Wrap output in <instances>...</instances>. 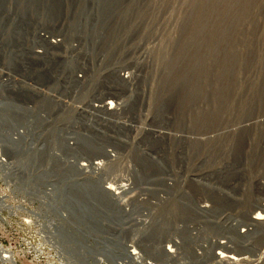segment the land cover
Here are the masks:
<instances>
[{
  "label": "built area",
  "instance_id": "2783aa9c",
  "mask_svg": "<svg viewBox=\"0 0 264 264\" xmlns=\"http://www.w3.org/2000/svg\"><path fill=\"white\" fill-rule=\"evenodd\" d=\"M90 1L0 40V246L44 214L62 264H264L262 180L201 161L146 13Z\"/></svg>",
  "mask_w": 264,
  "mask_h": 264
},
{
  "label": "rangeland",
  "instance_id": "374dc122",
  "mask_svg": "<svg viewBox=\"0 0 264 264\" xmlns=\"http://www.w3.org/2000/svg\"><path fill=\"white\" fill-rule=\"evenodd\" d=\"M91 4L90 0H0V40L9 42L12 30H21L23 39L28 26L51 20L52 14L78 19ZM95 4L108 24L115 16L102 10L104 6L114 5L132 20L146 13L156 33L154 58L160 60L161 44L166 51V102L171 100L176 111L177 102L181 105L189 127L185 133L191 135L193 129L199 138L201 161L216 163L231 176L246 172L248 187L258 176L264 191V0H97ZM27 213L19 212L18 218H30ZM41 216L32 217L31 225L15 226L11 231L15 237L10 235L3 243L16 253L17 264H62L70 252L75 253L71 260L78 259L80 244L51 242L43 232L51 218ZM86 261L100 264L96 257L87 256Z\"/></svg>",
  "mask_w": 264,
  "mask_h": 264
},
{
  "label": "bare ground",
  "instance_id": "6f19581e",
  "mask_svg": "<svg viewBox=\"0 0 264 264\" xmlns=\"http://www.w3.org/2000/svg\"><path fill=\"white\" fill-rule=\"evenodd\" d=\"M114 7V9H118L116 6H112V8ZM118 11V10H117ZM114 13H115V11H113ZM154 59H156V58H154ZM157 60V59H156ZM166 67H167V62H166ZM166 73H167V68H166V72H165V78H166ZM182 81H183V79H182ZM183 83V82H182ZM165 86H166V93H167V85H166V80H165ZM169 98V97H168ZM171 100H169L168 101V104H169V108H170V110H171V107H172V102H170ZM177 104H178V110H179V113H180V115H181V118H184L183 117V114H182V112H181V105L179 104V102H177ZM186 125V124H185ZM72 251V250H71ZM73 251L75 252L76 251V249H73ZM71 253H73V252H71ZM75 254V253H74ZM0 259H2V260H5V261H7V262H10L11 264H15V260L17 259L16 258V253L13 251H10V250H8V249H6V248H4V247H2V246H0Z\"/></svg>",
  "mask_w": 264,
  "mask_h": 264
}]
</instances>
